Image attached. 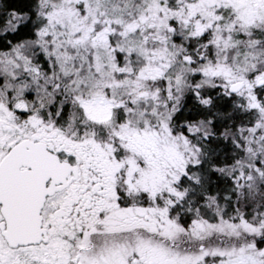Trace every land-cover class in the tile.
<instances>
[{
  "label": "snow or ice",
  "instance_id": "obj_1",
  "mask_svg": "<svg viewBox=\"0 0 264 264\" xmlns=\"http://www.w3.org/2000/svg\"><path fill=\"white\" fill-rule=\"evenodd\" d=\"M0 264H264V0H0Z\"/></svg>",
  "mask_w": 264,
  "mask_h": 264
}]
</instances>
